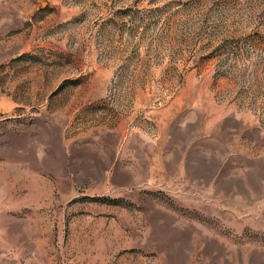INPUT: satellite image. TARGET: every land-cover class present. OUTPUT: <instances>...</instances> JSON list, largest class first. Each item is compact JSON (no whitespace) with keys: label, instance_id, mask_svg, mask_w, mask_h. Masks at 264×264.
Segmentation results:
<instances>
[{"label":"rangeland","instance_id":"1","mask_svg":"<svg viewBox=\"0 0 264 264\" xmlns=\"http://www.w3.org/2000/svg\"><path fill=\"white\" fill-rule=\"evenodd\" d=\"M0 264H264V0H0Z\"/></svg>","mask_w":264,"mask_h":264}]
</instances>
